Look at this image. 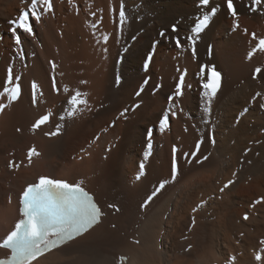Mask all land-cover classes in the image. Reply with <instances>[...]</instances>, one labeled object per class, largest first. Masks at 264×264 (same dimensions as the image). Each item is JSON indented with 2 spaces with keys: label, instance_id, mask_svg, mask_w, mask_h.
Wrapping results in <instances>:
<instances>
[{
  "label": "bare ground",
  "instance_id": "1",
  "mask_svg": "<svg viewBox=\"0 0 264 264\" xmlns=\"http://www.w3.org/2000/svg\"><path fill=\"white\" fill-rule=\"evenodd\" d=\"M58 1L53 0L54 10L46 12L39 23L33 21L35 36L21 35V56L6 45L0 46V65L12 68L17 78L14 83L23 84L13 105L0 95V104L7 105L0 111V241L20 217L21 191L37 176L48 175L71 183L83 181L108 214L64 251L49 254L38 264H117L119 254L128 256L123 264H228L229 257H235L234 264H264V260H255L257 252L264 255V244L260 243L264 240V195L255 196L264 190V109L259 107L263 99L256 104L249 102L256 92L264 94V79H252L256 67L264 68L257 53L247 59L256 43H248L250 33L264 36V17L242 15L241 28L247 26L249 32L244 35L231 31L232 21L221 6L201 34L194 58L186 38L195 20L207 11L198 5L199 0H74L72 6L78 7L70 12ZM121 1L128 21L119 29L117 9ZM213 3L221 4V0ZM27 4L28 0H0V33L5 32L2 41L12 34L9 21ZM71 4L67 2V6ZM112 5L115 12L109 10ZM55 10L67 13L65 18L57 17V23ZM92 12L96 13L94 18ZM173 24L183 49L158 35L161 29L173 35ZM58 26L63 30H57ZM156 39L155 56L144 72L143 60ZM50 60L56 65L54 69ZM211 63H217L225 75L222 88L211 100V122L205 126L198 117V105L200 81L206 76L199 73L201 65ZM185 72L186 98L173 102L178 116L171 117L170 127L160 130L158 120L168 110V95ZM52 77L59 93L53 88ZM32 78L37 79L35 102ZM140 88L143 92L135 97ZM88 90V107L81 106L82 111L62 119L70 94ZM136 104L140 107L133 108ZM245 107L248 112L239 118ZM125 108L129 109L127 114L119 115ZM46 110L53 111V122L32 130L30 125ZM57 121L63 123L62 133L46 137L44 132L51 131ZM111 121L115 122L113 127L108 124ZM151 124L155 130L149 135ZM211 129L215 144L209 138ZM81 131L84 145L78 144ZM200 132L204 138L200 154H210L211 164L168 184L146 209L141 208L152 185L170 177L173 146L178 147L182 168L190 167L181 154L191 153ZM150 139L155 149L146 172L137 180L142 151ZM32 147L41 154L29 161L27 152ZM10 161L16 166L9 167ZM229 179L235 184L220 193L219 188ZM258 200L262 202L253 207ZM109 203L119 204L120 212L114 214ZM208 211L213 220H209ZM245 213L250 217L247 221L243 220ZM206 234L210 235L207 240ZM131 237L139 238L140 243L130 241ZM189 243L191 254H184ZM8 253L0 249V257Z\"/></svg>",
  "mask_w": 264,
  "mask_h": 264
},
{
  "label": "snow or ice",
  "instance_id": "2",
  "mask_svg": "<svg viewBox=\"0 0 264 264\" xmlns=\"http://www.w3.org/2000/svg\"><path fill=\"white\" fill-rule=\"evenodd\" d=\"M71 2V0H70ZM200 4L207 9L203 13L202 18L198 19V23L194 29L193 35L186 38L192 44L191 54L196 57L195 45L201 38V34L210 27L212 17L218 15L221 6L224 8V12L227 18L231 19L232 31H241L244 35H249L247 28H241L240 17L242 15H256L264 17V0H221V4H214L213 0H199ZM29 6L21 11L16 19L9 21L11 27L9 31L13 34V38L16 45H21V35L27 34L28 36H35L33 29V21L39 23L43 13L52 12L53 4L52 0H28ZM115 11V9H114ZM119 22L124 24L126 19V13L121 7L118 11ZM171 32L173 35L169 36L165 31H160L159 36L172 42L178 49H183L184 44L182 38L176 35L178 28L175 24L171 26ZM251 40L256 41L252 50L247 54V59L251 60L257 52L264 53V36H257L256 32L250 33ZM105 37V42L107 41ZM159 43V41L154 42ZM211 48L209 47V52ZM149 60L151 57L148 58ZM56 67L55 63H52V68ZM264 69L256 67L252 74V79L258 78L264 79ZM200 75L207 76V79L203 82L202 88L204 90L203 95L208 98V103H211L212 98L217 95L221 87L222 76L215 66L201 65ZM185 76L186 72L182 73L176 83L175 90L168 96V101H178L184 95L185 89ZM13 69H7L6 84L12 85L11 88L7 86H0L3 88V92L0 95L7 97L9 102L18 100L21 94V86L18 83H14ZM145 85L148 83L144 81ZM188 87H191L188 85ZM37 85L35 82L32 84L33 101L35 102V93ZM54 90L59 93L60 89L56 88L55 81H53ZM64 91H68L67 88ZM143 92V88H140L135 94L140 96ZM83 93L75 91L68 99L72 107L69 115H74L77 111H82L88 107V101L83 98ZM258 99H264V94L256 92L249 101L252 104H256ZM176 106V105H174ZM7 107L6 104H0V111H3ZM140 107L139 104L133 106V108ZM259 107L264 109V103H260ZM209 109H206V111ZM129 111L125 108L120 115L125 116ZM182 111V109H181ZM173 116L176 112H171ZM50 115H42L37 121L34 122L32 128L34 130L41 129L43 125L50 121ZM169 117L165 115L163 117L162 127L167 124ZM19 131V129L17 130ZM60 134V126H57V130L53 132H46L47 136H56ZM202 140L197 141L195 150L191 153H182L181 156L189 168L185 170L180 164L176 146L172 148V160L170 168V179L159 182L147 199L141 204V208H146L154 198H156L168 185L169 182L176 183L185 179L187 175L193 172H197L199 169L205 168L211 164L210 154L201 155L200 148ZM211 143H215V139L211 138ZM152 143L149 140L147 144L148 151L145 152V159L150 155ZM40 153L33 147L27 152V159L32 160L34 156H39ZM15 162L10 161L9 167H15ZM141 174H143L144 165H140ZM236 175V173H233ZM140 176H137L139 179ZM235 184V180L229 179L222 187L219 188L220 193H224L226 189H229ZM264 200V198H262ZM262 200L255 201V204L261 203ZM19 213L23 217L19 219L14 228L0 241V249L8 250L10 253L5 259H0V264H38L42 258H46L49 254L62 252L72 242L78 238L84 236L96 225L101 223V218L104 215L101 208L95 203L92 196H90L79 185L70 184L64 180L53 179L48 176H40L38 182L28 184L22 191L19 198ZM109 208L119 211L116 205L109 204ZM196 209H193L195 211ZM249 215L244 214L243 220H249ZM193 225L195 220L192 221ZM115 227V225H113ZM241 236L244 234L241 233ZM185 239H187L185 237ZM139 244L140 241H135ZM264 244V240L260 241ZM192 244L189 243L184 247V254H191ZM126 260V257H122L121 261ZM256 261L264 260V255L257 252L255 255ZM235 257L228 258V264H234Z\"/></svg>",
  "mask_w": 264,
  "mask_h": 264
},
{
  "label": "rangeland",
  "instance_id": "3",
  "mask_svg": "<svg viewBox=\"0 0 264 264\" xmlns=\"http://www.w3.org/2000/svg\"><path fill=\"white\" fill-rule=\"evenodd\" d=\"M69 3V5L72 3V1L70 2V1H68V0H59L58 2H59V5H61V6H63L64 5V7H65V11H68V7H69V12H70V9L73 7V8H77L78 6L77 5H74V6H72L73 4H71V6H67V2ZM89 2H87V4H88ZM105 3L108 5V2L107 1H105ZM98 9L99 8H97V10L95 11L96 13H98L97 11H98ZM80 10V9H79ZM101 10H103V8H101ZM16 11H18L17 10V8H16ZM78 11V10H77ZM89 11H91V10H89ZM95 12H93V13H95ZM93 13H91V14H93ZM63 14H65V15H67V13H62V10H61V12L60 13H58V10L56 11L55 10V16H53V18H55V22L57 23L58 22V20H60V19H58L57 17H60L61 18V16H62V18H65L64 16H63ZM73 15H74V13H73ZM102 15L104 16V14L102 13ZM77 16V15H76ZM76 17H74L73 19H75ZM94 18V17H93ZM58 19V20H57ZM73 21H75V20H73ZM55 23V24H56ZM75 24V25H74ZM62 25L64 26V27H66L65 26V24L64 23H62ZM72 25V24H71ZM53 26H55L54 24H53ZM62 26V27H63ZM67 26H68V23H67ZM73 26L74 27H76V21L75 22H73ZM73 27V28H74ZM60 28V31H62L63 29L61 28V27H57V30ZM243 28H247L248 29V27L246 26H244ZM64 30H65V28H64ZM59 31V32H60ZM232 31V30H231ZM4 34H5V32H3V39H4ZM10 36H8V41L6 40H1L0 42V46H7L8 47V49L11 51V52H13L14 51V46H16V44L14 43V40H13V34H9ZM41 43V42H40ZM40 43H39V46H41L40 45ZM42 48V47H41ZM188 48V47H187ZM9 51V52H10ZM10 52V53H11ZM15 52V51H14ZM185 52V51H184ZM154 56H155V54H154ZM13 58V57H12ZM159 65L157 64V68H159L158 67ZM7 67L6 66H3V65H0V85H3V86H9L8 84H6V76H7ZM242 81V80H241ZM159 88V87H158ZM174 88V86L172 87V89ZM135 93H136V91H135ZM134 93V96L135 97H137L136 96V94ZM189 94H191V92H189V93H187V96H190ZM170 95V94H169ZM186 92H184V95H183V98H186ZM122 96H124V95H122ZM104 97H105V95H103V97L101 98V99H104ZM121 98H123V97H121ZM96 106V105H95ZM100 108H97V110H95V111H98ZM123 110H121L120 112H119V115H120V113L122 112ZM106 122H108L107 120H106ZM98 123H100V122H98ZM97 123V124H98ZM109 124V126H111V127H113L114 126V124H115V122L114 121H111V123H108ZM106 125H107V123H105V128H106ZM101 131V130H100ZM82 133H83V131H81V132H79V134H78V136L79 137H77V139L79 140V143L78 144H81V143H83V145H84V143H86V141H84L83 140V138L81 137L82 136ZM89 140H91V139H89ZM84 141V142H83ZM83 145H81V147L83 146ZM27 146H28V144H27ZM108 150V152L110 151V149H107ZM168 150V148H166V151ZM67 156H70L71 158H75V154H68ZM69 158V157H68ZM104 158H105V155H104ZM37 177H39V176H37ZM260 194V196H263L264 195V190L263 191H261L260 193H257V194H255V196L256 195H259ZM259 198V197H258ZM201 205V203H199V206ZM170 206H171V204H170ZM113 210V209H112ZM205 210H207V208H205L204 209V211ZM207 215H209V220L211 219V220H213L214 219V216L213 215H211V212H207ZM211 215V216H210ZM211 217V218H210ZM112 226L113 225H115L116 226V224L115 223H113V224H111ZM109 227H110V225H109ZM190 227L192 228L193 227V225H190ZM111 228V227H110ZM115 228V227H114ZM209 234L210 235H212V237L215 239V236L211 233V232H209ZM209 234H206V235H204V239H208V238H210V235ZM131 238H133V237H131ZM131 238H130V241H131ZM133 242V241H132Z\"/></svg>",
  "mask_w": 264,
  "mask_h": 264
}]
</instances>
